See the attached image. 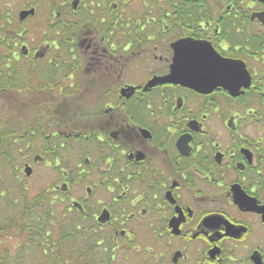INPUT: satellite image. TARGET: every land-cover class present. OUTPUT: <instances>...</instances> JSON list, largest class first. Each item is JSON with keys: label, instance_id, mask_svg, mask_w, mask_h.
Listing matches in <instances>:
<instances>
[{"label": "flooded vegetation", "instance_id": "flooded-vegetation-1", "mask_svg": "<svg viewBox=\"0 0 264 264\" xmlns=\"http://www.w3.org/2000/svg\"><path fill=\"white\" fill-rule=\"evenodd\" d=\"M0 17V79L24 74V98L45 108L24 144L52 169L80 252L264 264V0H0ZM177 55L235 75L218 68L199 92L162 81Z\"/></svg>", "mask_w": 264, "mask_h": 264}, {"label": "trees", "instance_id": "trees-1", "mask_svg": "<svg viewBox=\"0 0 264 264\" xmlns=\"http://www.w3.org/2000/svg\"><path fill=\"white\" fill-rule=\"evenodd\" d=\"M5 28L6 22L0 17V30L3 31ZM4 41L0 42V68L3 67V60L6 58ZM4 79L5 76L0 79V99L11 93L9 99L12 101L6 108L2 109L0 105V165L13 166L14 170L10 177L16 180L21 161H27L35 147L30 148L24 144V130L30 128L39 117H43L46 111L41 107L40 99L24 98V74ZM69 115L68 111H60L62 121L67 120ZM18 187L21 189V186ZM21 191H24V188ZM52 194L49 188H44L28 199L26 196L16 199L0 195V199L4 200L8 207L16 208L14 215L0 218V264H27L28 248L38 250L40 264L99 263L86 252H80L79 248H76L70 232L59 230L54 234L53 227L60 225L61 222L58 224L56 220L57 202L51 198ZM63 211L62 208L59 210L60 217L65 220L67 218L63 216ZM11 241L16 246L10 245Z\"/></svg>", "mask_w": 264, "mask_h": 264}, {"label": "rangeland", "instance_id": "rangeland-1", "mask_svg": "<svg viewBox=\"0 0 264 264\" xmlns=\"http://www.w3.org/2000/svg\"><path fill=\"white\" fill-rule=\"evenodd\" d=\"M11 93H8L6 96L1 97L0 99V105L3 108H6V106L12 101L9 99L11 97ZM5 102V103H4ZM5 104V106H4ZM30 148L32 146L29 145ZM34 151L29 155L27 160L29 159V163L32 164V156L35 154L40 153V147H33ZM73 148L65 147V149L58 151V155L60 156L62 163L70 161L71 164H74V162H77V158L74 156V154L71 152ZM42 150V149H41ZM31 159V160H30ZM66 159V160H65ZM70 159V160H69ZM19 161L17 162V164ZM33 165V171L32 174L29 177H26L23 172V166L24 162L21 161L19 169L20 171L17 173V179H13L10 177V174L13 172L14 168L11 165H0V195L2 196H8V197H15L18 199L19 197L23 198V196H26L27 199L38 193L44 188H48V186H51L52 184V169L50 167H45L44 164H32ZM72 167V166H71ZM18 186H21V189L24 188V191H21ZM56 200V199H55ZM63 209L61 206V203L57 202V210L55 209L57 213V223L60 225L54 226L53 232L56 234L59 230L64 232H70V224L68 222V219L62 220L60 217V209ZM16 213V208L14 207H8L7 204H5L4 200L0 199V218H4L6 215H14ZM73 243H77L76 239H73ZM10 245L16 246V244H13L11 241ZM14 253H17V251H14ZM98 255L100 256V250L98 249ZM24 257V254H23ZM27 257V264H40V255L38 250L34 249H27L26 253ZM98 258V257H97Z\"/></svg>", "mask_w": 264, "mask_h": 264}, {"label": "water", "instance_id": "water-1", "mask_svg": "<svg viewBox=\"0 0 264 264\" xmlns=\"http://www.w3.org/2000/svg\"><path fill=\"white\" fill-rule=\"evenodd\" d=\"M32 11H24L20 14L21 17H25L27 14H31ZM175 49L179 52H182L184 49L189 48L190 45H186L184 43H177L175 45ZM207 47V46H206ZM214 59V58H213ZM218 60V59H217ZM195 65H186L182 63V58L177 55L175 58L174 65L171 66V71L162 81L164 82H172L174 84H180L182 86H186L195 91H201L204 87H208L211 85H216L219 80L216 79V69L220 68L221 71L226 70L229 73L235 75L236 66L230 62H223L218 60L215 63L213 60H207L205 65L199 66L200 69H204L205 77L209 79H203L200 74L201 71L198 72L199 68L196 63ZM161 82V79L158 80ZM23 172L26 176L31 174V168L26 164L23 167Z\"/></svg>", "mask_w": 264, "mask_h": 264}]
</instances>
